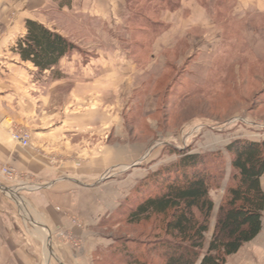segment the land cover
Returning a JSON list of instances; mask_svg holds the SVG:
<instances>
[{
    "label": "rangeland",
    "instance_id": "obj_1",
    "mask_svg": "<svg viewBox=\"0 0 264 264\" xmlns=\"http://www.w3.org/2000/svg\"><path fill=\"white\" fill-rule=\"evenodd\" d=\"M6 18L12 20L11 15ZM124 18L126 28L119 27V31L113 29L111 21L108 28L102 31L95 25L92 28L79 26L74 17L68 19L67 16L58 17L59 24H52V29L47 28L66 38L75 47L52 70L54 78L57 72L72 73L78 76L72 78V82L87 86V100H83L82 93L80 98L78 96V102L71 99L70 102L74 104L69 109L77 115L93 110L107 114L108 132L100 142L94 129L82 137L71 136L64 130L63 137L56 134L55 139H52L53 136L48 138L55 140L56 150H46L49 144L44 145L40 141L39 145H34L36 132H40L41 137L43 133L63 126V121L67 120L65 110L70 104L68 89L57 96L45 95L49 75L39 74V70H34L31 65L22 68L19 62H15V52L12 51L23 39L26 30L23 35L9 40L7 46L0 48V75L3 78L0 85L10 83L16 87L10 92V104L13 106L8 107V117L3 121L8 120L6 132L11 140L12 132L27 133L30 146L25 149L32 147L35 153H43L49 166L54 168L69 165L76 159L83 161L104 145L110 150L109 165L120 162L122 166L110 169L102 183L107 195L123 201L121 203L120 200L117 207L111 205L114 210L96 226H88L83 218H79L75 207L72 213L61 207L56 208L61 216L68 219L70 228L59 230L53 238L60 241V247L69 248L74 253L86 250L84 260L88 264H121L114 257V245L116 249L124 245L133 250L146 249L144 244L148 245V224L128 227L120 226L117 222L122 219V204L126 198L130 195L133 197L134 189L148 176L177 165L181 153L197 154L206 159L222 153L226 160L223 168L227 181L230 166L226 147L238 140L264 141V27L261 24H254L251 28L240 22L234 25L227 23V39L223 43H217V40L206 43L179 40V48L171 49L165 47L175 43L173 40L178 32L155 42V38L163 35V27H149L144 17L134 16L131 11ZM202 19V23L209 22L206 16ZM5 32L3 23H0L1 43ZM101 54L108 57L107 63L100 64L97 57ZM185 55H188V60H185ZM178 56L177 68L174 63L165 64V57L172 61ZM72 57L74 61L71 65L69 60ZM121 57H124L123 62ZM89 64L88 71H92L90 76L78 74ZM6 71L12 75L23 73V77H12L14 79L10 80L6 76L9 81H5L2 73ZM4 89L1 93H9V89ZM53 103H57L56 108H53ZM53 111L60 115H52ZM122 151L126 156L124 162L120 158ZM13 170L15 182H7L0 174V193L13 200L19 213L29 217L31 222V216L37 211L27 202L25 207L18 202L28 200L23 196L35 195L30 190H40L41 182L34 178L28 181ZM66 174L62 172L58 177L63 179ZM21 183L26 185L22 187ZM223 193L224 186L210 192L216 210ZM100 241L109 246L101 247L98 245ZM48 243L52 245L51 240L45 238V247L49 246ZM46 254L48 259L51 257V264H60L48 251Z\"/></svg>",
    "mask_w": 264,
    "mask_h": 264
},
{
    "label": "crops",
    "instance_id": "obj_2",
    "mask_svg": "<svg viewBox=\"0 0 264 264\" xmlns=\"http://www.w3.org/2000/svg\"><path fill=\"white\" fill-rule=\"evenodd\" d=\"M130 11L134 16L144 17L146 25L149 27H163V35L155 38V42L178 32L173 40L175 43L165 47L171 49L179 48L177 45L180 43L179 40H184L183 42L186 43H206L205 41L217 40V43H223L227 39L225 38V24L227 23L234 25L236 22H240L251 26V28L254 24H261L264 27V0H178L174 9L168 7L159 9L157 0H0V23H3L6 31L4 41L0 42V48L7 46L9 40L23 35L25 23L28 20L36 21L44 27L52 29V24H59L58 17L67 16L68 19L74 17L79 26L84 25L86 28H92V25H95L102 31L103 28H108L111 21L113 29L119 31L121 30L119 27L126 28V18L124 17ZM8 14L12 17L11 21L7 19L8 17L6 18L9 16ZM204 16L208 18L209 22L202 23ZM196 21L200 23H194ZM81 29L83 30V28ZM12 52H15L13 53L15 62H19L22 68L25 65L32 66L29 62H23L15 49ZM121 58V62H123L124 57ZM97 59L100 64L108 62V57L102 54ZM188 59L189 57L185 58V60ZM69 61H71L69 64L72 65L74 58L72 57ZM178 62L179 56L172 61L165 57V64L174 63L175 68H177ZM89 68L90 64L86 69L81 70L80 73L77 71V73L89 75L92 73V71H88ZM34 70L38 71L36 68ZM163 73L164 71L161 74ZM2 74L5 81H9L7 77L10 80L14 79L12 77L20 79L23 77V73L20 72L12 75L10 71H6ZM39 74H48L52 79L48 78L50 82L44 88L45 95L57 96L63 90L68 89V102L71 99L73 102H78V96L80 98L82 93H84L83 100H87V86L77 85L71 81L72 78L78 76L72 73L67 75V73L57 72L54 78L50 71ZM2 79L0 75V80ZM4 87L9 89V93H1ZM15 88L10 83L0 85V163L15 169L28 181L33 178L40 180L41 189L30 190L35 195L29 197L22 195L28 200L23 201L24 199H22L18 202L24 207L27 202L37 211L31 216L33 225L29 217L19 213L13 200L7 199L0 193V264H51V257L48 259L47 251L60 264H83V262L88 264L84 260L87 257L86 250L74 253L69 248L60 247V241L53 238L59 230L70 228L68 219L61 216L56 208L61 207L72 213V208L75 207L79 218H83L88 226H96L104 216H108L109 212L114 210V206L111 205L115 204L117 207L120 204L119 201L121 200V203L123 201V199L117 200L116 196L107 195V192L103 191L105 184L102 183L103 177L110 169L122 166L120 162L109 165L111 154L106 145L88 155L83 161L79 159V162L76 159L69 165H59L60 167L54 168L49 166V161L43 153L40 155L35 153L32 147L25 149L15 144L6 132L8 120L3 122L8 117V107L12 108L13 106L10 104L12 99L10 92ZM73 102L67 103L68 108L65 110L67 120L63 121V126L61 125L49 133H43L41 137L40 132H36L33 136L34 145H39L40 141L42 144H49L45 147L46 150H56L58 147L54 145L55 140L50 141L48 138L53 136L52 139H55L56 134L63 137L64 130L71 136L82 137L94 129L93 132L97 134L98 142L105 138L108 132L107 114L93 110L77 115L74 110L69 109L74 104ZM56 104L53 103V108H56ZM52 115L60 114L53 111ZM83 140L85 141V139ZM124 155L125 153L122 151L120 157L122 162L126 159ZM62 172L68 173L66 176L64 175L63 179L58 177ZM261 187L264 191V175L261 178ZM72 231L75 235L77 234L75 229ZM45 238L50 239L52 245L48 243L49 246L45 247ZM98 245L104 248L109 246L108 243L101 241ZM227 264H264V211L260 234L252 242L245 244L236 254L228 257Z\"/></svg>",
    "mask_w": 264,
    "mask_h": 264
},
{
    "label": "trees",
    "instance_id": "obj_3",
    "mask_svg": "<svg viewBox=\"0 0 264 264\" xmlns=\"http://www.w3.org/2000/svg\"><path fill=\"white\" fill-rule=\"evenodd\" d=\"M177 3L157 0L159 9H174ZM25 30L15 50L23 62L40 72H52L75 49L66 38L35 21H26ZM226 152L230 166L227 181L222 153L211 159L181 153L177 165L148 176L134 189L133 197L122 204L123 216L117 224H148V245L144 244V250L127 245L116 249L114 245L118 263L227 264L228 257L260 234L264 141H234ZM221 186L224 193L216 210L210 192Z\"/></svg>",
    "mask_w": 264,
    "mask_h": 264
},
{
    "label": "built area",
    "instance_id": "obj_4",
    "mask_svg": "<svg viewBox=\"0 0 264 264\" xmlns=\"http://www.w3.org/2000/svg\"><path fill=\"white\" fill-rule=\"evenodd\" d=\"M12 137H13L12 140L16 142L20 147L27 148L30 146L29 136L27 133L23 134V133L12 132ZM0 174L2 175L3 179H5L7 182L11 183L16 181L13 179L15 176L14 170L7 166L2 165L1 163H0ZM25 185L26 183L20 184V186L22 187H24Z\"/></svg>",
    "mask_w": 264,
    "mask_h": 264
}]
</instances>
